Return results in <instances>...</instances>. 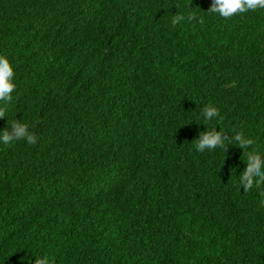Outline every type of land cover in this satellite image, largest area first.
Returning a JSON list of instances; mask_svg holds the SVG:
<instances>
[{
  "label": "trees",
  "instance_id": "trees-1",
  "mask_svg": "<svg viewBox=\"0 0 264 264\" xmlns=\"http://www.w3.org/2000/svg\"><path fill=\"white\" fill-rule=\"evenodd\" d=\"M212 2L0 0L17 85L0 130L39 137L0 144V264H264L243 149L194 148L211 104L264 154V10ZM189 11L203 23L171 25Z\"/></svg>",
  "mask_w": 264,
  "mask_h": 264
},
{
  "label": "clouds",
  "instance_id": "clouds-1",
  "mask_svg": "<svg viewBox=\"0 0 264 264\" xmlns=\"http://www.w3.org/2000/svg\"><path fill=\"white\" fill-rule=\"evenodd\" d=\"M186 7L191 8V4L186 5ZM258 10H264V0H213L212 6L207 13L228 20L235 16ZM184 21L203 23V19L197 12L189 11L187 14L179 12L173 15L171 25L175 27ZM14 81L15 72L13 65L6 57L0 56V105L7 104L12 100V94L17 87ZM197 114L203 121L200 124L204 126L213 124V122H216V124L213 125L211 130L205 127L206 131L199 133L198 138L195 139V150L199 153L214 152L216 149H223L227 152L229 145L237 144L243 149L245 156V167L238 176L239 187L244 193L253 190H264V154H261L254 147V140L243 131L234 130L230 137L225 136L224 131L220 128L217 131L219 121L223 118L220 115V110L211 104L203 107ZM7 115L6 109L0 106V119L7 118ZM7 124V128L0 130V144L7 146L18 141H24L31 146L38 143L39 137L31 130L33 126L29 122L14 118L10 121L7 119ZM261 195H264V191H261ZM261 203L264 204V200H261ZM23 260H27L28 264H32L30 259L23 258ZM34 264H54V257L47 253H42L35 256Z\"/></svg>",
  "mask_w": 264,
  "mask_h": 264
}]
</instances>
